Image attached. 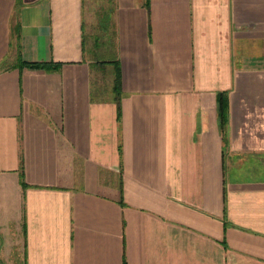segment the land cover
Masks as SVG:
<instances>
[{"label":"crops","instance_id":"crops-1","mask_svg":"<svg viewBox=\"0 0 264 264\" xmlns=\"http://www.w3.org/2000/svg\"><path fill=\"white\" fill-rule=\"evenodd\" d=\"M0 264H264V0H0Z\"/></svg>","mask_w":264,"mask_h":264},{"label":"trees","instance_id":"trees-1","mask_svg":"<svg viewBox=\"0 0 264 264\" xmlns=\"http://www.w3.org/2000/svg\"><path fill=\"white\" fill-rule=\"evenodd\" d=\"M217 103H218V108H219V118L221 120L223 119V111L225 109L224 97L222 95H218Z\"/></svg>","mask_w":264,"mask_h":264}]
</instances>
